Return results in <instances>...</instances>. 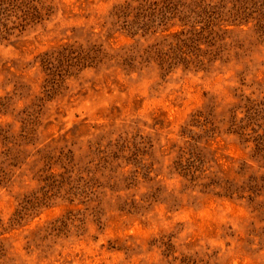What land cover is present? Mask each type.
Returning <instances> with one entry per match:
<instances>
[{"label": "rangeland", "instance_id": "374dc122", "mask_svg": "<svg viewBox=\"0 0 264 264\" xmlns=\"http://www.w3.org/2000/svg\"><path fill=\"white\" fill-rule=\"evenodd\" d=\"M0 264H264V0H0Z\"/></svg>", "mask_w": 264, "mask_h": 264}]
</instances>
